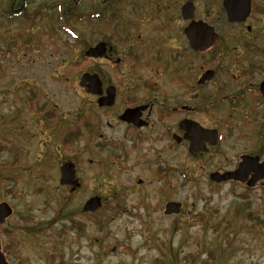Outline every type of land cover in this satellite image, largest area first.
Returning a JSON list of instances; mask_svg holds the SVG:
<instances>
[{
  "label": "rangeland",
  "instance_id": "374dc122",
  "mask_svg": "<svg viewBox=\"0 0 264 264\" xmlns=\"http://www.w3.org/2000/svg\"><path fill=\"white\" fill-rule=\"evenodd\" d=\"M100 1L80 0L79 4L82 10ZM183 1L160 0L159 8L163 9L156 17L162 23L152 17L154 14L144 11L142 15L137 14L136 20L142 17L138 19L141 29L133 30L134 34H139L141 40L154 36L165 46H174L178 42L175 37L177 28L182 21L173 19L169 23V19H164L166 14L176 17L177 7ZM192 1L195 3V18L213 24L229 47L236 45L235 53L243 52L242 45L236 44L239 38L252 40L264 48V14L254 13L255 19L248 21L251 26L248 31L244 25L225 21L221 0ZM50 2L25 0L24 12H34L38 6ZM3 5H8L6 0H0V7ZM151 7L155 9V6ZM50 16L34 14L30 22L22 14L14 18L0 17V200H8L13 206L6 224L14 228L11 233L15 243L21 245L18 251L23 255L22 260L27 264H50L48 255L56 251L69 264H153L155 258L169 255L171 247L180 256L189 254V264H200L207 258L210 264H264V186L248 190L230 182L212 183L208 173L218 164L213 155L193 159L183 147L173 150L165 139L161 143L164 145L162 166L171 168L169 165H174V171L163 174L162 181L153 179L152 169L156 161L153 152L142 160L141 155L130 151L127 158L119 155L111 162L107 160L110 151L107 147L82 150L87 140L82 125L87 121L80 118L85 112L92 110L97 121L100 119L97 129L101 135L95 134L94 141L110 144L111 138L122 135L120 127L110 128L106 124L105 115L95 110V98L78 85L80 73L90 71L95 65L88 59L82 60L81 52L110 35L106 29L93 26L87 20H73L71 27L65 28ZM175 25L177 27L172 31ZM4 31L19 36L16 42L13 39L7 40L9 43L3 41ZM122 42L116 43L119 57L123 58L122 53L128 46L130 49V45L138 47V52L142 50V44L140 42L138 46L137 40ZM231 54L233 51L227 52L226 56L219 54V64L225 67ZM231 62L228 68L237 71L240 60L231 56ZM98 66L104 77L117 86V107L129 98L141 99L143 92L129 86L134 81L126 78L124 59L115 68L103 61ZM152 70L154 72L156 67ZM147 72L146 69L141 72L143 79L151 71ZM167 72H171L170 69ZM157 79L163 90L159 100L161 94L165 102L187 98L186 93L167 80L166 73L162 75L160 72ZM219 79L221 76L208 86L197 88L196 98L200 99L203 92L207 96L220 95L216 87L224 83ZM174 93L179 96L174 97ZM51 108L53 117H50ZM224 115L231 116L233 123L238 121V112L227 104ZM64 118L69 123L59 133L56 129L64 125ZM176 118L173 115L164 126L172 124ZM199 120L221 125H224L222 120L228 121L219 112L209 119L203 117ZM230 134L226 133V151L221 154L225 168L231 165V159L239 149L236 131ZM257 141L260 146L261 139ZM75 153L79 155L76 176L82 179L83 187L78 193L71 194L69 187L58 182L59 165L65 155ZM88 158L92 159L90 163ZM138 179L142 182L138 183ZM92 193L108 201V207L97 215L104 221V230H98L93 218L83 211L53 222L49 227L53 231L50 235H42L35 226L29 227L37 221L50 219L62 196H69L68 207L75 210L81 208ZM167 200L182 203L178 214L163 213ZM114 207L115 212L110 210ZM71 218L82 223L83 230L77 227L58 236L57 230L62 223H69ZM25 225L28 227L23 228Z\"/></svg>",
  "mask_w": 264,
  "mask_h": 264
},
{
  "label": "flooded vegetation",
  "instance_id": "af4514ba",
  "mask_svg": "<svg viewBox=\"0 0 264 264\" xmlns=\"http://www.w3.org/2000/svg\"><path fill=\"white\" fill-rule=\"evenodd\" d=\"M148 9L153 10L151 6L148 7ZM162 9L163 8L155 7L153 10L154 15H156L155 11H162ZM205 12H207V10ZM252 17L253 16L250 14V16L239 25H244L249 31L251 26L248 25L247 21ZM176 20H181V18L177 17ZM172 21L173 20H169V23ZM181 21V25L177 28V36H175L178 42L174 46H165L160 39L154 36L149 37L148 40H141L139 34H134V31L136 32L135 29L132 33L133 37L127 38L126 40H137L138 46L141 42L142 45L140 48L142 50H140V52L137 51L138 47L133 48L132 45H130L131 48L129 49L128 46L127 50L122 53L123 58L121 56L119 57L115 42L114 44L108 45L109 50L106 57L94 59L95 68L93 67V72L98 75L101 85V93L92 95L95 98V110L96 112H102L105 115L106 124L110 126V128H113V126L121 128V137L111 138L110 140L109 148L112 151V157L117 158L120 155L122 158H127L129 152L134 151L141 155L143 160L147 154L153 152V158L156 159L154 162V168L152 169L154 180H161L164 173V166H162L164 145L161 144L164 139L168 140L167 142L172 145L173 150L177 147H183L186 150V153H188V156L193 159L205 155H213L215 160L218 161L216 167L212 169L215 171L222 172L236 168L241 161L242 156H258L259 161L261 159L264 160L262 157V153L264 152V99L259 89V83L264 79V56H261L260 53H258V56H252L246 51L233 53L231 56H233L235 60H240V62H238L239 67L236 69L237 71H231L228 68V65L232 64L231 56L230 61H227L225 67H223L224 65L219 64L220 61H218L219 54L220 56H226L228 46L227 41L218 36L214 44L204 50L197 51L189 45L183 33V28L187 24V21ZM162 27L164 29L166 28L163 24ZM176 27L177 25L171 30L174 31ZM140 29L141 27L137 30ZM157 31L159 32L161 30ZM149 42H151V44H148ZM237 43L241 44L242 41L238 39L236 44ZM243 43L251 44L252 42L250 40H245ZM122 59H124L125 64L127 65L126 78H128L129 81H134L129 84V86L133 89H139L143 92V95L139 100L136 98H129L124 101L121 107H117V86L104 77L99 70L100 66H98V64L103 61L111 68H115L120 64ZM153 67H156L154 72L158 75L160 72L162 75L163 73H166L167 80L178 86L183 94L186 93L187 98H184V100L176 99L178 101L165 102L164 95L161 94L162 98L159 100L158 97L163 90L161 87L159 88L157 79L158 75L153 72ZM143 69H146L149 72L151 71L150 73L147 72L149 75L146 76V79H143L141 74ZM169 69L171 72H167ZM207 70H211L210 76L200 84L198 82L199 78ZM220 76L221 79L219 80L224 83L223 86L216 87V91H220V95L209 94L207 96V94L203 92L200 99L196 98L197 92L195 90L197 88L200 89L208 86L209 83L216 81ZM109 84H112L114 87L113 102L110 105L99 106L97 104V98L105 93V88ZM173 96L178 97L179 95L177 96L176 93H174ZM30 103L32 104V100ZM225 104L230 106L233 111L238 112V121L236 123H233L230 118L231 116L228 117L224 115ZM139 106H143V108L140 109V114L136 120L140 123L139 125L126 120H121L118 117L125 108ZM222 106V109H218ZM114 107H117V109H113ZM218 112L228 120H222L224 125L209 120L206 123H202L199 120H202L203 117L209 119L211 116H215ZM93 113L92 110L90 112H85L80 118H84L87 121L86 125H82L85 129L87 138L82 150L90 147L96 148L98 142L94 141V136L95 134H98V137L101 135L98 132L99 129H97L100 124V119L97 121L98 117ZM169 114L172 116L174 115L177 118L172 124H166V126H164V123L172 117L165 118ZM184 118L197 121L201 126L207 129L215 130L214 134L209 132L202 136L203 140H201V144L205 149L199 148L197 150H192V152H188L187 147L189 141L186 137H183L186 131L180 128L178 124L179 121ZM234 130L236 131V140L239 149L235 153L234 159H231V165L228 168H225L224 159L221 157V154L226 151V133L231 136L230 133ZM187 134L189 136L191 135L190 133ZM259 139H261L262 142L260 146L257 143V140ZM91 160L92 159L88 158L87 162L90 163ZM109 161L114 162L115 160L109 158ZM169 167H171V171H174V165H169ZM252 174L253 172L250 170L243 181L229 180L226 182L244 187H255L259 185L262 180H258L254 184L249 185L247 181ZM75 177L76 183L74 187H76V192L78 193L83 187V182L81 178L79 180L78 176H76V171ZM209 181L215 184L225 183L214 182L210 179ZM137 182L140 183L142 181L141 179H138ZM65 186L69 187V191H73L74 189H71L68 185ZM92 195L99 194L92 193L89 196ZM3 200L4 199L2 198L0 201ZM101 200L103 201L102 197ZM5 201L9 204L11 213L0 222V253L7 264H27L22 260L23 255H20V252L18 251V247L21 249V245L19 244L18 246L13 239V234L11 232L14 228L12 226L7 227L6 223L8 218L12 215L13 206L8 200ZM99 209L100 208H97L94 212L83 211V213L91 216L94 220L99 213ZM80 213L82 214V209ZM57 218L64 220L65 217L52 216L48 220L37 221L36 224L38 225H29V227L35 226L39 230L44 229V227L58 221ZM24 227H28V225L23 226V228ZM40 231L42 232V230ZM53 262L56 264H69L64 257H62L61 260H54Z\"/></svg>",
  "mask_w": 264,
  "mask_h": 264
},
{
  "label": "water",
  "instance_id": "95a60500",
  "mask_svg": "<svg viewBox=\"0 0 264 264\" xmlns=\"http://www.w3.org/2000/svg\"><path fill=\"white\" fill-rule=\"evenodd\" d=\"M222 5L226 11V16L228 21H242L244 20L250 12V0H223ZM194 5L191 1H186L181 5V16L183 19L188 20L193 17ZM184 33L190 44V46L195 50H203L206 47L213 44L216 40L217 34L214 32L213 27L203 22L202 20H191L187 26L184 27ZM105 43L103 41L98 42L95 46L89 47L85 54L92 57L100 56L104 53ZM211 70L205 71L199 78V82L204 81L210 76ZM80 85L86 86V89L92 93H100V81L96 74L83 73L80 78ZM260 91L264 97V80L260 82ZM106 96L98 98L99 104H110L113 100L114 88L113 86H108L106 88ZM143 106L133 109H126L119 116L121 119L132 121L134 124L139 125L140 123L136 121L139 116V110ZM131 116V117H130ZM179 126L186 130L184 134L187 137V133L191 135L187 137L189 139V150H197L202 147L201 140L208 130L200 128L195 122L183 119L179 122ZM242 161L238 164L237 168L230 171H224L222 173L214 171L210 173V178L216 181H223L230 178L244 180L247 174L252 170L255 174L247 182L248 184H253L257 179L264 176V162L256 163L257 157L242 156ZM253 167H252V166ZM74 167L71 162H64L60 166V178L59 182L61 184L68 183L71 184L75 180ZM99 197L92 196L86 200L83 205L84 210H94L99 206ZM180 208V202L168 201L165 203V213L178 212ZM10 207L6 202L0 203V222L10 213ZM0 264H7L4 260L2 254L0 253Z\"/></svg>",
  "mask_w": 264,
  "mask_h": 264
},
{
  "label": "trees",
  "instance_id": "16d2710c",
  "mask_svg": "<svg viewBox=\"0 0 264 264\" xmlns=\"http://www.w3.org/2000/svg\"><path fill=\"white\" fill-rule=\"evenodd\" d=\"M79 1L80 0H51L50 3L38 6L34 13L37 15L42 14L44 17L51 15L50 18L52 17L55 21L61 22L65 28H70L73 20H87L93 24V26L98 25L100 28L107 29V31L117 34L116 36L120 38V43H122L123 40L133 37L132 27L135 25V17L125 16L124 13L127 12V8L122 6V4L125 3V5L131 6V10L128 14L136 13L142 5L148 4L146 0H101L96 5H91L81 10V3L79 4ZM260 1L261 4L257 0L254 3L253 12L264 13V0ZM21 2L22 0H8L7 6L3 5L4 7H0V17L14 16L15 7ZM42 7H44L43 12L41 11ZM24 19L29 20L27 13L24 14ZM108 41L111 43L110 39H108ZM244 49L252 56H258V53L264 56V48L257 47L256 43L246 44L244 45ZM84 59L86 58L84 57ZM68 140L67 138V141ZM57 206L56 211L65 213L62 203H59ZM72 214L73 213L70 211L66 212V215ZM211 254L212 251H209L210 256ZM189 256V254L180 256L176 251L173 252L170 247L169 255L164 254L159 258H155L153 264H189ZM200 264H210V260L207 258L201 261Z\"/></svg>",
  "mask_w": 264,
  "mask_h": 264
}]
</instances>
